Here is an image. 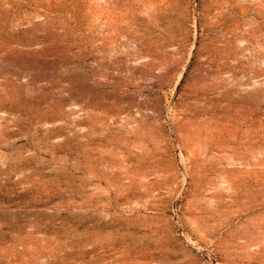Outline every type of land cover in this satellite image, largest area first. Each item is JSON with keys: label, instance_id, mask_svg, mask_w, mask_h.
<instances>
[{"label": "rangeland", "instance_id": "rangeland-1", "mask_svg": "<svg viewBox=\"0 0 264 264\" xmlns=\"http://www.w3.org/2000/svg\"><path fill=\"white\" fill-rule=\"evenodd\" d=\"M0 264H264V0H0Z\"/></svg>", "mask_w": 264, "mask_h": 264}]
</instances>
